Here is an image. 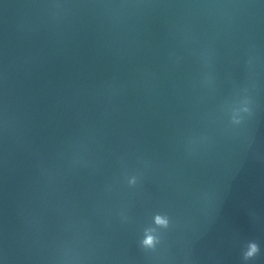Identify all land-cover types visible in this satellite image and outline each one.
Here are the masks:
<instances>
[{
  "label": "water",
  "instance_id": "water-1",
  "mask_svg": "<svg viewBox=\"0 0 264 264\" xmlns=\"http://www.w3.org/2000/svg\"><path fill=\"white\" fill-rule=\"evenodd\" d=\"M0 264H264V0H0Z\"/></svg>",
  "mask_w": 264,
  "mask_h": 264
},
{
  "label": "clouds",
  "instance_id": "clouds-1",
  "mask_svg": "<svg viewBox=\"0 0 264 264\" xmlns=\"http://www.w3.org/2000/svg\"><path fill=\"white\" fill-rule=\"evenodd\" d=\"M244 111H247V109H244ZM236 122L238 123L239 121ZM129 182L134 184L135 178ZM153 219L155 227L146 228L142 240V246L148 249L155 248L156 244L159 242L157 228L164 229L169 226V218L165 214H155ZM259 250V246L256 242H249L246 250L243 252V259L247 261L254 258L259 253Z\"/></svg>",
  "mask_w": 264,
  "mask_h": 264
}]
</instances>
